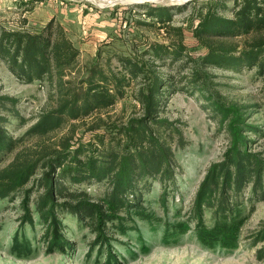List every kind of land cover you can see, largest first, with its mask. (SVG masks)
Wrapping results in <instances>:
<instances>
[{
  "label": "trees",
  "instance_id": "obj_1",
  "mask_svg": "<svg viewBox=\"0 0 264 264\" xmlns=\"http://www.w3.org/2000/svg\"><path fill=\"white\" fill-rule=\"evenodd\" d=\"M204 2L192 28L193 36L204 48L200 64L236 71L255 68L263 73L264 0ZM135 5L160 22L158 26L169 35L167 41L147 43L143 53L157 66L177 63L181 66L178 73L185 67L190 72L176 79L175 73L154 69L146 86H140L135 92L140 113L117 127V135L124 140L122 147H109L102 152L84 142L72 148L70 134L48 142L43 137L72 118L90 115L114 104L123 96L126 86L144 76L148 68L129 55L116 53L117 67H111L110 61L94 62L81 77L80 84L72 87L65 85L63 76L76 62L79 49L59 21L51 17L31 28L25 25L24 17L16 26H0V58L8 69L28 82L47 78L58 91L55 107L40 112L18 137L9 133L6 126L11 115L20 122L26 120L17 108L18 98L0 93V151H14L12 158L0 166V198L12 197L22 189L20 222L33 223L36 212L44 223V236L50 246L63 249L69 244L61 234L60 215L69 212L94 233L93 242L110 255L108 234L116 227L117 212L140 208L151 179L160 182L159 198L165 203L169 183L174 181L176 169L180 168L174 145L183 146L186 141L181 127L163 115V110L169 96L179 88L188 89L187 83L191 89L201 91L198 84L201 75L189 65L193 57L184 41L182 26L170 23L172 15L182 7L143 2ZM185 79V86L179 84ZM233 124L230 141L221 157L208 164L195 188L189 214L198 225L203 224L207 208L219 217L233 212L244 202L253 209L256 201L264 199V149L253 148L255 138L247 133L264 136V130L241 120ZM25 137L38 139L23 144ZM93 182L104 184L100 195L80 187ZM248 186L250 192L245 194ZM32 190L36 191L34 209L30 206ZM253 238L264 240V221ZM257 252L260 257L264 255V244Z\"/></svg>",
  "mask_w": 264,
  "mask_h": 264
},
{
  "label": "rangeland",
  "instance_id": "obj_2",
  "mask_svg": "<svg viewBox=\"0 0 264 264\" xmlns=\"http://www.w3.org/2000/svg\"><path fill=\"white\" fill-rule=\"evenodd\" d=\"M206 0H0V26L21 24L36 28L54 17L65 28L78 47L76 62L63 76L65 85L76 87L94 62L117 67L116 53L129 55L148 69L145 75L133 79L123 96L114 104L90 115L68 120L60 128L49 131L43 139L56 141L73 135L74 144L84 142L102 152L109 147L121 148L124 140L117 135V127L132 115L140 113L135 92L146 86L153 70L180 75L189 67L158 64L143 53L150 41H167L169 35L158 21L141 12L137 2L148 4H176L182 7L170 22L182 26L184 41L192 53L189 65L201 75V91L191 89L187 79L168 98L163 115L175 120L182 129L183 146L174 145L179 169L169 183L165 203L159 198L160 182L151 179L144 192L142 206L115 215L116 227L109 232L110 255L96 245L94 233L75 215L61 212L62 236L69 241L65 248L50 246L44 236V223L36 212L34 222H20L22 189L12 197L0 198V264H264L257 249L263 241L253 235L264 221V199L253 209L244 202L226 215L215 217L207 208L203 224L190 218V205L195 188L208 164L221 157L228 145L230 126L235 121L258 125L264 130V72L255 68L224 69L200 64L204 48L192 34ZM174 10L176 8H173ZM153 22L144 24L142 21ZM236 41L240 38H234ZM189 71V72H188ZM188 75V74H187ZM148 77V78H147ZM184 78V77H183ZM0 93L18 98L19 113L26 118L10 116L6 123L14 137L23 134L37 115L55 107L58 91L47 78L24 81L12 73L0 58ZM207 97V98H206ZM210 100V102H209ZM212 103V104H209ZM255 140L253 148L264 149V136L249 133ZM37 137H25L23 144L33 143ZM14 151H0V166L7 163ZM29 182L26 186H30ZM93 195H100L104 184H80ZM246 187L245 194H249ZM36 191L30 192V206L34 209Z\"/></svg>",
  "mask_w": 264,
  "mask_h": 264
},
{
  "label": "bare ground",
  "instance_id": "obj_3",
  "mask_svg": "<svg viewBox=\"0 0 264 264\" xmlns=\"http://www.w3.org/2000/svg\"><path fill=\"white\" fill-rule=\"evenodd\" d=\"M175 1H181V0H175Z\"/></svg>",
  "mask_w": 264,
  "mask_h": 264
}]
</instances>
